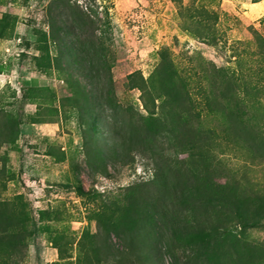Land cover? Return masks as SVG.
Listing matches in <instances>:
<instances>
[{
    "label": "rangeland",
    "instance_id": "374dc122",
    "mask_svg": "<svg viewBox=\"0 0 264 264\" xmlns=\"http://www.w3.org/2000/svg\"><path fill=\"white\" fill-rule=\"evenodd\" d=\"M231 202L264 206V0H0V264H264Z\"/></svg>",
    "mask_w": 264,
    "mask_h": 264
},
{
    "label": "trees",
    "instance_id": "16d2710c",
    "mask_svg": "<svg viewBox=\"0 0 264 264\" xmlns=\"http://www.w3.org/2000/svg\"><path fill=\"white\" fill-rule=\"evenodd\" d=\"M157 131L158 130H153V129L144 130V132L141 133V135L145 136L143 141L144 142L145 141H147V142L155 141L156 140ZM212 188L215 189V187H213V186H212ZM213 197H215V196H212V198L210 197V199H209L212 202L215 199ZM219 199H223V198L219 197ZM231 207H233V209H236V210H234V212L236 213L235 218H237L238 220H241V223L244 224L245 226L254 227L257 224H259V222L262 219H264V206H259L258 207L259 210H255L254 212H252V207L251 206L243 205V204H241L239 202L232 203ZM241 226H243V225H241ZM217 227H218L217 225H213L212 229L216 230Z\"/></svg>",
    "mask_w": 264,
    "mask_h": 264
},
{
    "label": "crops",
    "instance_id": "0c3cea01",
    "mask_svg": "<svg viewBox=\"0 0 264 264\" xmlns=\"http://www.w3.org/2000/svg\"><path fill=\"white\" fill-rule=\"evenodd\" d=\"M256 5H258V4H256Z\"/></svg>",
    "mask_w": 264,
    "mask_h": 264
}]
</instances>
